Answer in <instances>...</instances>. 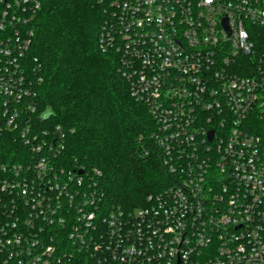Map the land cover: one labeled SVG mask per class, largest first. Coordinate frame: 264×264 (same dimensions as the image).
Here are the masks:
<instances>
[{"label":"built area","instance_id":"obj_1","mask_svg":"<svg viewBox=\"0 0 264 264\" xmlns=\"http://www.w3.org/2000/svg\"><path fill=\"white\" fill-rule=\"evenodd\" d=\"M44 1L0 0V264H264V0H95L171 179L129 210L39 114Z\"/></svg>","mask_w":264,"mask_h":264},{"label":"trees","instance_id":"obj_2","mask_svg":"<svg viewBox=\"0 0 264 264\" xmlns=\"http://www.w3.org/2000/svg\"><path fill=\"white\" fill-rule=\"evenodd\" d=\"M95 8V0L44 1L31 51L43 79L39 114L67 131L70 163L99 173L104 202L129 210L171 179L150 144L155 125L147 108L131 97L115 58L98 49Z\"/></svg>","mask_w":264,"mask_h":264}]
</instances>
